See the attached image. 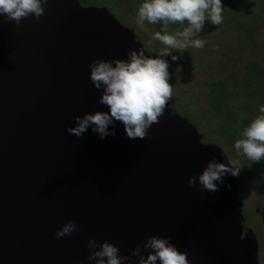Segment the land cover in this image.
<instances>
[{"label":"water","instance_id":"1","mask_svg":"<svg viewBox=\"0 0 264 264\" xmlns=\"http://www.w3.org/2000/svg\"><path fill=\"white\" fill-rule=\"evenodd\" d=\"M44 7L19 26L0 16V264H95L92 238L137 264L131 252L140 245L146 255L151 235L170 238L191 264H260L238 176L215 192L189 186L210 160L229 161L170 101L144 139H129L120 122L103 139L91 128L67 132L75 116L109 110L89 64L126 60L144 45L106 8ZM70 220L76 230L57 239Z\"/></svg>","mask_w":264,"mask_h":264},{"label":"clouds","instance_id":"2","mask_svg":"<svg viewBox=\"0 0 264 264\" xmlns=\"http://www.w3.org/2000/svg\"><path fill=\"white\" fill-rule=\"evenodd\" d=\"M48 0H0V16L14 21L17 26L22 19L32 16L39 19L45 13ZM222 0H144L140 5L136 24L145 29V21L155 24L163 21L161 31L154 34L166 47L156 57L145 55V48L132 49L128 58L105 60L97 58L89 64L90 80L97 90H102L99 103L106 105L108 111L96 110L83 116H75V126L67 132L81 138L91 128L101 139L115 135V123L120 122L129 139H144L149 135L153 124L159 123L166 105L172 98L173 86L169 84L168 62L163 57L173 50L183 52L188 47L202 48L205 41L196 38L205 20L214 25L222 23ZM188 27L174 35L169 34V22L184 23ZM163 33V34H162ZM172 60L179 59L172 55ZM249 126L243 130V138L235 142L237 153L243 152L252 162H260L264 157V106ZM112 126L110 130L109 126ZM228 163L210 160L202 173L189 178V186L196 187L197 181L202 191L215 192L224 184L228 174L238 176L242 164L225 154ZM231 187V185H227ZM77 228L75 221H68L55 233L56 238L71 235ZM88 259L95 264H132L127 255H120V248L108 240L102 242L92 238L88 241ZM137 245L131 252L138 257L137 264H191L187 253L182 252L168 237L151 235L143 245Z\"/></svg>","mask_w":264,"mask_h":264},{"label":"rangeland","instance_id":"3","mask_svg":"<svg viewBox=\"0 0 264 264\" xmlns=\"http://www.w3.org/2000/svg\"><path fill=\"white\" fill-rule=\"evenodd\" d=\"M115 4L110 2L109 8L116 16H119L122 8ZM229 4L231 5V0H222V23L219 26L216 25L218 30L215 34L210 35L209 39L203 37L206 32H212L214 28L207 19L202 31L197 34L196 38L206 42L203 46L204 51L190 45L188 49L182 52L183 55L179 56V59H184L183 64L178 60L173 61L172 56H165L163 59L168 62L170 73L168 82L173 86L171 105L176 110H180V115L197 127L199 132L203 134L205 142L219 145L230 158L236 159L242 164L240 173L242 174L243 185L249 192H252L247 197V202L251 206V209L248 210L250 216L247 223L253 228L260 242L261 253H259L264 264V224L259 219L260 215L255 213V206L264 211V157L261 158L260 162H252L242 151L237 153L235 149V142L243 138L244 128L261 114L259 109L264 106V0H252L248 5L247 13H243L239 19L236 18L235 23L233 22L235 19L226 20L227 14L232 10L238 11L236 5L231 7ZM138 9L135 8L131 14H136ZM161 22L163 24V21ZM239 22H241V26H239ZM157 24L158 22L152 24L145 21V29L147 30L142 29L150 47L157 52L156 56L159 55L158 52L161 49L166 47L159 40L153 39L154 34L159 31L156 29ZM249 26H253V30L248 33ZM186 27H188L187 21L184 23L169 22L168 32L174 35ZM222 37L225 42L221 40ZM237 38L242 40L239 41ZM227 45L230 54L224 55L232 56V59L236 57L237 61L229 62L227 67L224 65L216 68V64L211 61L215 60L216 57L224 56L215 52L218 50V53L223 54L222 48H226ZM249 59L261 64L259 68L261 71L258 74L249 73L247 67L250 62ZM227 73H230L232 78L229 77L230 80H227L230 89L227 88L225 92L231 94L239 89L241 93H237L239 97L236 98L227 95L229 98H225L222 103L217 104L215 100L219 96L216 98L213 96V91L216 88L214 84L218 80L225 81L222 76ZM255 75L259 77V80L254 82ZM220 94L222 95V93ZM211 98H215V100ZM227 101L233 107L228 105ZM227 114L229 118L234 119V122L228 120ZM226 118L228 119L226 120Z\"/></svg>","mask_w":264,"mask_h":264},{"label":"flooded vegetation","instance_id":"4","mask_svg":"<svg viewBox=\"0 0 264 264\" xmlns=\"http://www.w3.org/2000/svg\"><path fill=\"white\" fill-rule=\"evenodd\" d=\"M79 2L81 3L82 6H85V7H99V8H106V9H108L123 25H125L126 27H128V28H130V29L133 30V32L136 35L137 40L143 43L145 49L148 51V53L151 55V57H154L156 55L157 52L150 47V44H149L147 38L142 33L143 32L142 29H140L137 26L136 22H135L136 21V17H137V11H136V14H134V15L131 14L132 11L135 8H139L140 7V5L144 2V0H133V1H131V0H79ZM110 2H111V4H115L116 3V4L120 5V7L122 8L120 10L119 16H116L111 11V9L109 8ZM236 2H237V0H231V5L230 4L229 5L231 7H232V5L233 6L234 5L237 6V3ZM231 13H232L231 20L235 19V21H233L235 23L236 22V17L234 16V13H236V12L234 10H232ZM162 25H163L162 22L159 21L158 24L156 25V29L159 30V31H161ZM213 27L214 28H213L212 32H209L208 31V32H206V35H209L210 36V35L215 34V32L218 29H216L217 28L216 25H214ZM206 35L205 36L203 35V37H206ZM231 50H232V47H231ZM170 105H171V103H170ZM172 108H173V112H176V113H179L180 114V112L177 111L176 108H174V106H172ZM203 141L205 142L204 137H203ZM240 172H241V170H240ZM238 178H239V181H240V190H241L240 191V200L243 203V214L246 217L245 225H246V228H252L247 223V219H248L247 213H250L248 210L251 209L250 204L247 202V200H248L247 197H249L250 196L249 193H252V192H249L247 190V188L243 185V178H242V174L241 173L238 175ZM257 193H259V192H257ZM260 209H261L260 207L255 206V213L260 215V212H259ZM258 218H259V216H258ZM259 219H260V221H262V224H263V220L261 218V215H260V218ZM259 252L261 253L260 242H259ZM260 253H259V262H260V264H263V262L261 261Z\"/></svg>","mask_w":264,"mask_h":264},{"label":"trees","instance_id":"5","mask_svg":"<svg viewBox=\"0 0 264 264\" xmlns=\"http://www.w3.org/2000/svg\"><path fill=\"white\" fill-rule=\"evenodd\" d=\"M252 0H237V10L238 11H236V13H234V16L236 17V18H241L242 17V14L243 13H247V9H248V5H249V3L251 2ZM231 15H232V13L230 12L229 14H227V16H226V20H229V21H231ZM241 22H239V26H241V24H240ZM212 26H214V24H212ZM253 30V26H249V28H248V32H250V31H252ZM206 38L207 39H209V35H206ZM236 39V38H235ZM221 40L223 41V42H225L224 41V38L222 37L221 38ZM237 40H239V41H241L242 39H239V38H237ZM226 48H222V50L224 51V53L223 54H221L220 52L218 53V50H216V54H219V55H222V56H224V57H216L215 58V60H213V61H211V62H213V63H215L214 65H215V67L217 68V66L220 68L221 66L223 67L224 65L227 67V65L229 64V62H233V61H237V58L235 57V59H232V56H225L224 54H230L229 53V51H228V49H229V46L227 45V46H225ZM218 49V48H217ZM200 50H203L204 51V47H202V48H200ZM246 50V49H245ZM172 55H176V56H182L183 54H182V52H180L179 50H173L172 52H171V54L170 55H168L169 57H171ZM154 57H156V55L154 56ZM223 58H225V59H223ZM179 62H181L182 64H183V61H184V59L183 58H180V59H177ZM250 60V62L248 63V65H247V67H248V71H249V73H251V74H258L259 73V71H261V70H259V68H260V65L261 64H259L257 61H255V60H251V59H249ZM225 68V67H224ZM261 73V72H260ZM257 75H255V79L253 78V81L255 82V81H258L259 80V77H256ZM222 77H224V79H225V81H217L214 85H215V89H214V91H213V96L216 98V97H218L216 100H215V98H211V99H213V100H215V102L217 103V104H219L220 102L222 103L224 100H225V98L227 99V98H229L227 95H229L231 98H236V97H239V95L237 94V93H241L240 92V90L239 89H237V91L235 92V93H231V94H227L226 92H225V90L227 89V88H229V86L230 85H228L229 83H227L228 81L227 80H230L229 79V77H231L232 78V76H231V74L230 73H227L226 75H224V76H222ZM237 79V78H236ZM236 79H234V81H236ZM237 82V81H236ZM252 84V83H251ZM239 86V85H238ZM251 86V85H250ZM219 89H220V91H219ZM230 89V88H229ZM216 91H219L220 93H222V95L218 92H216ZM220 94V95H219ZM232 100V99H231ZM227 103H228V105H231V104H229V102L227 101ZM231 103V102H230ZM247 104V103H246ZM248 105V104H247ZM232 107H233V105H231ZM249 106V105H248ZM231 110V109H230ZM229 110V111H230ZM177 111H180V110H178L177 109ZM227 117L229 118V116H228V114H227ZM231 117V116H230ZM228 118H226V120L228 119ZM229 121H231V122H234L233 120V118L231 117V118H229L228 119ZM228 122V121H227ZM223 125H225V124H223ZM247 215H248V217L250 216V213L248 214L247 213Z\"/></svg>","mask_w":264,"mask_h":264}]
</instances>
